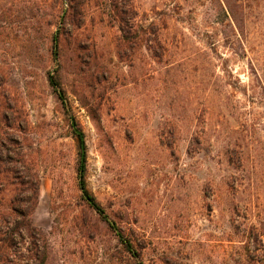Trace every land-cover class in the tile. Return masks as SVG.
<instances>
[{
    "label": "rangeland",
    "instance_id": "374dc122",
    "mask_svg": "<svg viewBox=\"0 0 264 264\" xmlns=\"http://www.w3.org/2000/svg\"><path fill=\"white\" fill-rule=\"evenodd\" d=\"M124 2L163 27L158 57L145 39L119 57L112 0H81L75 21L68 0H0V103L30 124L0 170L11 156L37 177L45 264H264V0L237 23L222 0ZM82 157L116 230L83 196ZM31 197L0 174L6 206ZM26 242L19 264H39Z\"/></svg>",
    "mask_w": 264,
    "mask_h": 264
},
{
    "label": "trees",
    "instance_id": "16d2710c",
    "mask_svg": "<svg viewBox=\"0 0 264 264\" xmlns=\"http://www.w3.org/2000/svg\"><path fill=\"white\" fill-rule=\"evenodd\" d=\"M70 2V8L72 12V21H75V17L79 15L82 3L81 0H68ZM227 7L232 20L237 23V18L235 15L236 9H243L247 7L249 3L248 0H222ZM112 8L114 24H117L118 29L121 33V39L118 44V55L120 58L127 56V51L131 50L137 42L149 41V49L151 52L154 51L155 56L156 50H153L152 43H157L160 48H162L161 43V33L160 30L163 28L160 26L156 19L144 20L142 23L140 20L139 12L124 0H112ZM128 5V6H127ZM69 6V4H68ZM68 10V9H67ZM65 10V14L62 17V21L68 18V11ZM76 15V16H75ZM242 24H245V18L241 19ZM59 30H57L54 35V41L59 39ZM50 83L53 87H58V82L51 76L49 78ZM59 98L64 102L65 97L61 90H58ZM12 101V100H11ZM9 110L8 118L5 111ZM0 147H5L8 144L18 145L16 136L19 132H27L30 129L29 121L26 114L21 106L17 103L8 104L0 103ZM77 138L80 144V148H84V138L81 132H77ZM1 135L4 138L1 139ZM8 147V146H7ZM9 152L13 154L14 151L9 149ZM15 153V152H14ZM84 156V155H83ZM10 163H12L8 168L5 167L4 170H0V174L3 172L5 175L10 176L14 180H20L21 184L27 186V191L32 193V197L26 202H18L16 199H12L9 206H6L2 200H0V264H19V255L21 251V242L29 240L28 246L25 248L27 251L26 259L32 260L33 258L39 259V264H45L47 261V245L46 243H38L40 239L38 236L42 233L33 225L32 222V210L35 206L36 193H37V177H32L29 174V167L27 166V161L22 160L18 162L17 159L8 157ZM0 162L2 160L0 159ZM85 159L82 157L81 165L79 168V186L83 192L85 200L88 202L89 206L93 208L103 219H105L108 224L116 230L115 223L109 219L105 214L104 209L101 205L91 196L86 189L85 179ZM8 209V210H6ZM8 211H10L8 213ZM118 237L125 245L128 252L133 254L135 258H138L137 252L133 248V244L126 240L123 234L118 233ZM22 240V241H21ZM41 248V251L38 249ZM38 255H37V254ZM37 255V256H36ZM142 264V263H139Z\"/></svg>",
    "mask_w": 264,
    "mask_h": 264
}]
</instances>
